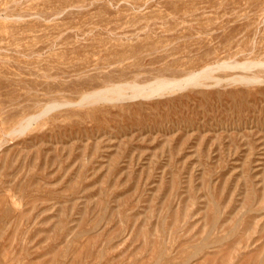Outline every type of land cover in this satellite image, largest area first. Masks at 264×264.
Wrapping results in <instances>:
<instances>
[{
	"label": "rangeland",
	"instance_id": "1",
	"mask_svg": "<svg viewBox=\"0 0 264 264\" xmlns=\"http://www.w3.org/2000/svg\"><path fill=\"white\" fill-rule=\"evenodd\" d=\"M0 264H264V0H0Z\"/></svg>",
	"mask_w": 264,
	"mask_h": 264
},
{
	"label": "bare ground",
	"instance_id": "2",
	"mask_svg": "<svg viewBox=\"0 0 264 264\" xmlns=\"http://www.w3.org/2000/svg\"><path fill=\"white\" fill-rule=\"evenodd\" d=\"M200 75L201 74H199V73L190 75L185 80L180 81V82H184V81L187 82V83L195 82L199 78ZM169 82L167 84H161V83L158 84L157 83V84H155L153 86H149V87H147L145 89H148L150 91V95H152V94L161 93V92H163L165 90H168V89H172L173 85H175L177 83H180V82H171V83H169ZM117 96H118V98H121L124 95L118 94ZM133 96L138 97V94L134 93ZM88 97L89 98H99L100 99L101 98V94L100 93H94V94L88 95ZM28 124H29V121H25L23 124L20 125L19 129L21 131H24L27 128Z\"/></svg>",
	"mask_w": 264,
	"mask_h": 264
}]
</instances>
